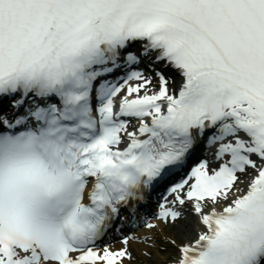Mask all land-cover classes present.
<instances>
[{
    "label": "snow or ice",
    "instance_id": "1",
    "mask_svg": "<svg viewBox=\"0 0 264 264\" xmlns=\"http://www.w3.org/2000/svg\"><path fill=\"white\" fill-rule=\"evenodd\" d=\"M0 264H264V0H0Z\"/></svg>",
    "mask_w": 264,
    "mask_h": 264
},
{
    "label": "bare ground",
    "instance_id": "2",
    "mask_svg": "<svg viewBox=\"0 0 264 264\" xmlns=\"http://www.w3.org/2000/svg\"><path fill=\"white\" fill-rule=\"evenodd\" d=\"M117 246H118V245H117ZM133 250H134V251H137V253L139 254V252H138V248H137V245H136L135 243H133ZM141 259L143 260L144 258L141 257Z\"/></svg>",
    "mask_w": 264,
    "mask_h": 264
}]
</instances>
